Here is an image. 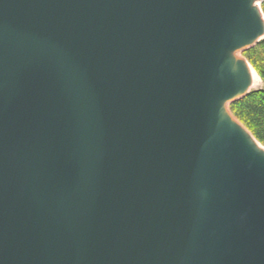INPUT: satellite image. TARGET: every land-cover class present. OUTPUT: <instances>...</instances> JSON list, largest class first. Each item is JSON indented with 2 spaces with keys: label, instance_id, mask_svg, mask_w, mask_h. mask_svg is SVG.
Masks as SVG:
<instances>
[{
  "label": "water",
  "instance_id": "1",
  "mask_svg": "<svg viewBox=\"0 0 264 264\" xmlns=\"http://www.w3.org/2000/svg\"><path fill=\"white\" fill-rule=\"evenodd\" d=\"M255 1L0 0V264H264Z\"/></svg>",
  "mask_w": 264,
  "mask_h": 264
},
{
  "label": "trees",
  "instance_id": "2",
  "mask_svg": "<svg viewBox=\"0 0 264 264\" xmlns=\"http://www.w3.org/2000/svg\"><path fill=\"white\" fill-rule=\"evenodd\" d=\"M264 15V0L260 2ZM241 55L255 70L263 86L252 89L243 97L229 103L231 114L264 146V39L243 50Z\"/></svg>",
  "mask_w": 264,
  "mask_h": 264
},
{
  "label": "bare ground",
  "instance_id": "3",
  "mask_svg": "<svg viewBox=\"0 0 264 264\" xmlns=\"http://www.w3.org/2000/svg\"><path fill=\"white\" fill-rule=\"evenodd\" d=\"M253 7L259 12V17H260V20H261V26H262V29H263V35H262V38H264V16L263 14L261 13L260 11V3L259 1H255L253 3ZM240 52V51H239ZM240 54V53H239ZM238 54V55H239ZM237 55V56H238ZM239 57V56H238ZM245 67L247 69V72H248V76H249V87L247 90H250L251 88H254L257 86L258 84V75L257 73L255 72V70L251 67V65L247 62V60H245ZM227 106V105H226ZM231 118L233 119V121L239 126V128L241 129L243 135L245 136L246 140L249 142V144L255 149L257 150L258 152L260 153H263L264 154V147L251 135V133L246 130L243 126H241L238 121L233 117L231 116Z\"/></svg>",
  "mask_w": 264,
  "mask_h": 264
},
{
  "label": "rangeland",
  "instance_id": "4",
  "mask_svg": "<svg viewBox=\"0 0 264 264\" xmlns=\"http://www.w3.org/2000/svg\"><path fill=\"white\" fill-rule=\"evenodd\" d=\"M260 9V8H259ZM261 11V10H260ZM262 13V12H261ZM263 14V13H262ZM264 16V15H263ZM240 53V54H239ZM239 54V55H238ZM236 55H238V56H241V52H237L236 53ZM259 77V76H258ZM258 84H257V86L256 87H254V88H251L250 90H252V89H256V88H260V87H262L263 86V82L261 81V79L260 78H258ZM262 145V144H261ZM263 146V145H262ZM264 147V146H263Z\"/></svg>",
  "mask_w": 264,
  "mask_h": 264
}]
</instances>
